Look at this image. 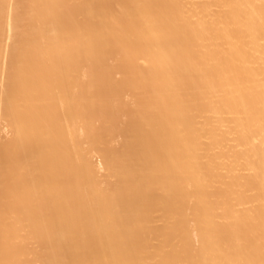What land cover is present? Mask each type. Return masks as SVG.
<instances>
[{
	"label": "bare ground",
	"instance_id": "1",
	"mask_svg": "<svg viewBox=\"0 0 264 264\" xmlns=\"http://www.w3.org/2000/svg\"><path fill=\"white\" fill-rule=\"evenodd\" d=\"M0 120V264H264V0H0Z\"/></svg>",
	"mask_w": 264,
	"mask_h": 264
},
{
	"label": "rangeland",
	"instance_id": "2",
	"mask_svg": "<svg viewBox=\"0 0 264 264\" xmlns=\"http://www.w3.org/2000/svg\"><path fill=\"white\" fill-rule=\"evenodd\" d=\"M129 92H130V90H129ZM0 127H1V131H0V137H1V135H3V133L7 131V127H6L5 123L3 122V120L2 121L0 120ZM118 131H119V129L115 130V132H118ZM94 160L97 163H101V164L103 163L102 159L99 155L94 156Z\"/></svg>",
	"mask_w": 264,
	"mask_h": 264
}]
</instances>
